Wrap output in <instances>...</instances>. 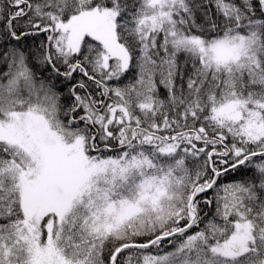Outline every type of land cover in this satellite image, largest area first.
<instances>
[{
  "label": "snow or ice",
  "instance_id": "snow-or-ice-1",
  "mask_svg": "<svg viewBox=\"0 0 264 264\" xmlns=\"http://www.w3.org/2000/svg\"><path fill=\"white\" fill-rule=\"evenodd\" d=\"M0 264H264V0H0Z\"/></svg>",
  "mask_w": 264,
  "mask_h": 264
}]
</instances>
